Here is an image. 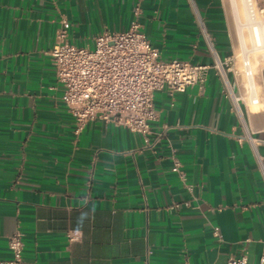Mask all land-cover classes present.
Listing matches in <instances>:
<instances>
[{"label":"crops","instance_id":"crops-1","mask_svg":"<svg viewBox=\"0 0 264 264\" xmlns=\"http://www.w3.org/2000/svg\"><path fill=\"white\" fill-rule=\"evenodd\" d=\"M137 1L0 0V264L16 232L19 264H261L264 56L246 77L227 0H140L139 20L162 58L212 64L199 14L231 59V94L212 67L203 84L155 92L148 144L101 120L74 131L49 52L63 31L93 47L128 29Z\"/></svg>","mask_w":264,"mask_h":264},{"label":"built area","instance_id":"built-area-1","mask_svg":"<svg viewBox=\"0 0 264 264\" xmlns=\"http://www.w3.org/2000/svg\"><path fill=\"white\" fill-rule=\"evenodd\" d=\"M252 18L261 16L264 24V6L257 0H245ZM142 11L140 0L133 7L134 19L128 29L104 30L94 38L93 47L70 43L66 32L60 34L50 50L55 75L62 86V101L74 117L76 134L93 120L112 122L139 133L150 143L151 124L158 118L154 104L155 92L166 88L170 94L185 91L188 86L203 84L209 70L214 67L222 78L227 94H231L228 75L230 58H221L203 19L198 14L201 30L214 55L212 64L193 63L188 59L161 57L160 50L146 37L139 20ZM242 70L251 78V60L244 58ZM161 136V134H159ZM256 150L260 140L250 137ZM158 139L156 140V142ZM257 153V151H256ZM173 169L183 180L181 162L173 158ZM257 164L264 177V156L257 154ZM189 189L192 186L187 185ZM188 205V202H185ZM174 203L172 207H180ZM14 255L12 264L22 261L24 243L16 232L9 238ZM184 264H188L185 262ZM227 264H249L246 255L231 258ZM264 264V256L261 259Z\"/></svg>","mask_w":264,"mask_h":264},{"label":"bare ground","instance_id":"bare-ground-1","mask_svg":"<svg viewBox=\"0 0 264 264\" xmlns=\"http://www.w3.org/2000/svg\"><path fill=\"white\" fill-rule=\"evenodd\" d=\"M227 2L231 16L234 18L235 23L237 21L236 27L238 32L237 34L239 35V39H240L239 40L240 46L243 48L245 47L244 35H242L241 32L243 28L242 26H244L245 24L248 27L249 36L251 38V42L253 43V45L256 47L264 45V24L257 17L252 18L248 12L247 7H246L247 19L246 22L242 24V22L240 21V12L237 6V0H227Z\"/></svg>","mask_w":264,"mask_h":264},{"label":"rangeland","instance_id":"rangeland-1","mask_svg":"<svg viewBox=\"0 0 264 264\" xmlns=\"http://www.w3.org/2000/svg\"><path fill=\"white\" fill-rule=\"evenodd\" d=\"M258 4L260 6H263L260 4V0H257ZM237 6L239 8V12H240V21L243 23L246 22L247 19V12H246V6H245V1L244 0H237ZM260 21H262V17L258 15L257 17ZM237 24V21H236ZM243 27V28H242ZM242 35H244V43H245V47H241V49L239 50L240 57L242 58V60H244V58L246 56H248L252 61L253 64H256L257 62H259L261 56H264V45L262 46H254L253 43L251 42V38L249 36V30L247 25L245 24L244 26H242ZM237 28V27H236ZM239 30V28H238ZM243 67V66H242ZM244 69V67L242 68V70Z\"/></svg>","mask_w":264,"mask_h":264}]
</instances>
